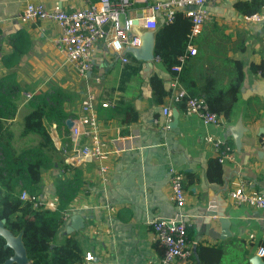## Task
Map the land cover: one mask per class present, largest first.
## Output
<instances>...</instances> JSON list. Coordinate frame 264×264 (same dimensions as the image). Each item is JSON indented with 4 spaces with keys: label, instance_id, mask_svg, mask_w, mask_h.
Instances as JSON below:
<instances>
[{
    "label": "crops",
    "instance_id": "1",
    "mask_svg": "<svg viewBox=\"0 0 264 264\" xmlns=\"http://www.w3.org/2000/svg\"><path fill=\"white\" fill-rule=\"evenodd\" d=\"M129 1L130 7L122 20L147 17L150 6L164 0ZM241 1L251 0L208 3V19L199 35L192 39L186 35L183 54H187L188 46L196 53L187 56L181 66L187 70V79L197 96L204 99L202 94L206 87L214 92H227L235 83L236 67L241 69L236 100L226 116L219 115L220 124L214 127L204 125L199 118L187 113L183 101L173 103L170 100L173 92L182 86L173 67L167 68L158 57H154L149 71L144 63L126 52L127 48L124 56L128 63L121 64L116 53L105 43L98 42L94 47L91 73L80 77L55 46L54 40L59 34L55 25L39 21L21 23L17 19L28 3L40 2L49 9H78L93 0H0V79L14 73L20 91L16 114L7 121L12 140L27 138L19 135L21 119L27 113L21 114V108L28 101L23 96L43 94L53 88L74 95L79 101L88 91L98 96L95 112L103 150L108 153L102 160L108 167L107 177L102 181L96 163L77 165L81 187L67 209L70 210L69 218L72 213L84 218L83 227L70 231L68 218L57 230L50 248L71 238L80 250L79 261L75 264H158L163 249L155 241L149 222L183 215L184 221L189 223L186 235L191 255L173 264H211L214 249L221 251L216 264H252L255 257L264 261V257L260 258L264 253L261 246L264 210L234 206L228 198V193L240 184L248 193L264 192V69L258 70L262 75L251 69L262 63L264 20L257 24L247 22V16L234 8ZM259 13L264 14V6L256 14ZM156 16L157 28L152 31L153 36L159 26L166 24L160 15ZM20 30L26 36L20 51L26 53L17 65L7 69L2 58L12 52L10 41ZM144 31L134 29L137 35ZM153 75L160 79L167 92L162 102L151 97L149 79ZM226 102L223 99V103ZM101 103L110 106L102 108ZM125 104H132L138 114L137 121L128 125L113 112L114 106ZM163 108L170 110V117L163 115ZM64 109L71 119L80 116L79 104L73 106L67 102ZM48 128L56 150L67 143V127V132L61 135L54 124ZM208 137L226 144L233 159L212 164L215 156ZM236 137L240 139L239 148ZM12 145L14 147L13 142ZM170 166L182 176L185 204L181 208L170 200ZM59 174L60 170L53 167L41 175L39 196L50 205L57 206L54 180ZM210 176L218 177L219 181L209 180ZM211 200H214V211L222 207L230 221L231 236L223 241L198 234L197 219L208 210ZM215 219L213 217L212 221ZM219 230L215 224L214 231L218 233ZM87 253L93 260L85 259Z\"/></svg>",
    "mask_w": 264,
    "mask_h": 264
},
{
    "label": "trees",
    "instance_id": "2",
    "mask_svg": "<svg viewBox=\"0 0 264 264\" xmlns=\"http://www.w3.org/2000/svg\"><path fill=\"white\" fill-rule=\"evenodd\" d=\"M94 2L96 0H93ZM264 0L241 1L234 8L243 16H250L261 11ZM190 31L187 18L177 14L170 24L159 26L155 34L154 56L171 69L179 65L178 56L182 55L186 46V35ZM26 36L23 31L16 32L10 41L12 52L2 58L5 68L17 65L20 57L26 51H20ZM132 62H136L132 60ZM137 63V62H136ZM255 73L264 69V64L251 67ZM236 80L227 92H214L206 87L204 97L211 112L226 116L241 82L240 66L236 67ZM178 83L189 97H200L195 94L191 81L187 79V70L180 67L175 73ZM14 73L0 79V220H5L4 227L14 236L21 235V240L29 260L28 264H75L79 261L80 250L77 243L69 238L58 246L50 248L56 237L57 230L65 223L62 219L63 212L70 207L80 187V171L72 169L70 179L60 175L56 180L55 195L57 206L54 210L33 209L31 203L21 201L19 195L27 192L30 196H39L41 192V175L56 165L59 170L66 169L58 151L47 130L54 124L57 130L67 132L66 120L70 114L66 113L64 104L73 100V96L64 93L59 88L52 91L32 96L26 102L28 111L21 119L20 137L35 136L36 143L28 148L16 151L12 145V135L8 131L7 121L12 120L16 114V102L20 96L19 87L14 80ZM151 97L162 102L167 95L161 86V81L156 76L149 79ZM223 99L227 100L226 104ZM113 112L121 116V122L130 124L137 121L138 114L132 104L114 106ZM63 131V132H61ZM212 164L217 165L214 159ZM63 176V177H61ZM209 180L219 181L218 177H208ZM187 233V230H186ZM5 241L0 237V263L13 256L10 248H5ZM264 248V240L261 242ZM214 251L211 264H216L221 251Z\"/></svg>",
    "mask_w": 264,
    "mask_h": 264
},
{
    "label": "built area",
    "instance_id": "3",
    "mask_svg": "<svg viewBox=\"0 0 264 264\" xmlns=\"http://www.w3.org/2000/svg\"><path fill=\"white\" fill-rule=\"evenodd\" d=\"M147 1V0H143ZM214 0H164L153 3L150 6V15L144 18H125L130 7L129 0H96L81 8H47L43 3H28L18 15L21 23L39 21L55 25L59 34L55 38L56 48L65 57V61L71 65L80 77H86L93 68L94 47L98 42L105 43L114 53L118 55L121 64L128 63L124 56L126 47L136 48L140 44L138 36L131 33L133 27L154 30L157 25V16L160 15L164 23L173 22L177 14L183 15L190 22L188 38L199 35L205 21L208 19L207 6ZM264 20V14H253L246 18L252 24ZM136 21V24H134ZM196 51L188 46L187 54L178 57L179 65L172 68L173 71L180 70L182 62L187 56L195 55ZM264 64V50L262 54ZM262 75L261 71H257ZM30 99V97H28ZM173 103L183 101L186 112L196 116L204 125L218 127L219 116L210 111L205 99L202 97H189L183 89H177L171 95ZM98 101L96 93L88 91L79 102L80 116L71 119L72 126L68 129L67 143L57 150L66 169L60 170V175L70 176L77 165L96 163L98 173L105 181L108 167L103 159L108 155L103 150L100 136V125L97 120L95 106ZM108 103H101L102 108H107ZM165 117H170V110L163 108ZM207 142L213 147L214 156L218 163L233 159L230 148L219 141H213L211 137ZM264 148V141L262 142ZM170 200L178 208L185 204V194L182 187V176L173 167L168 168ZM63 177V176H61ZM228 198L234 206H248L264 210V192L248 193L240 184L228 193ZM21 201L31 203L33 209L54 210L56 205L43 202L40 196H30L27 192L19 195ZM70 210L63 212L62 219L68 221ZM155 241L163 249V255L158 264H173L177 260H184L191 255L186 230L189 223L184 221L183 215L174 219H153L149 222ZM264 257V253L260 258ZM87 261L93 260L90 253L85 255Z\"/></svg>",
    "mask_w": 264,
    "mask_h": 264
},
{
    "label": "water",
    "instance_id": "4",
    "mask_svg": "<svg viewBox=\"0 0 264 264\" xmlns=\"http://www.w3.org/2000/svg\"><path fill=\"white\" fill-rule=\"evenodd\" d=\"M134 24H136V21H134ZM163 24V20H162ZM157 28V27H156ZM155 28V29H156ZM135 30H146L141 28L133 27L131 30V33L138 36L140 40V44L138 47H126L128 53L132 55V57L136 61H140L144 63V66L151 71L153 66V59H154V41L155 36L152 31L154 30H146L145 33H141L137 35ZM125 54V51H124ZM172 117L174 118L175 115L172 114ZM66 127L69 129L72 126L71 120H66L65 122ZM236 137V147L239 148V140ZM214 200H211L208 204V210L205 211L202 218L197 219V223L199 226L198 234L200 235H206L210 237L214 241H223L227 238H229L230 232L228 231L230 221L228 218L224 215V209L221 207L220 210L214 211ZM216 218L215 221H212V218ZM70 220V231H77L79 229H82L84 218L72 213V215L69 218ZM5 220H0V237L5 241V248H10L13 251V256L9 259L5 260L4 262L0 264H28L29 260L26 256V251L23 246L21 235L14 236L10 231L5 229L4 227ZM219 226V232L214 231V225ZM252 264H264V261L259 260V258L255 257L251 260Z\"/></svg>",
    "mask_w": 264,
    "mask_h": 264
},
{
    "label": "rangeland",
    "instance_id": "5",
    "mask_svg": "<svg viewBox=\"0 0 264 264\" xmlns=\"http://www.w3.org/2000/svg\"><path fill=\"white\" fill-rule=\"evenodd\" d=\"M121 19H122V17H120ZM69 90V89H68ZM68 90H66V91H68ZM83 91H85L86 92V88H85V86L83 87ZM68 92H70V91H68ZM84 92V93H85ZM72 93V92H71ZM31 96H33V94H31V95H28L27 97L25 96H23V98H24V100L25 101H27L28 100V97H31ZM74 98H73V100L72 101H70L69 103H71L73 106H74V103L78 106V104H79V98L77 99L76 98V96H73ZM21 103H23L24 104V102L22 101V99H21ZM21 111H22V113L21 114H24V113H26L27 111H28V108H27V106H26V103L23 105V107L21 108ZM20 126H21V124H20ZM48 131H49V134H50V136H51V133H50V131H51V129L50 128H48ZM55 140V139H54ZM36 141H37V138L36 137H34V136H30V137H27V138H25V139H22V140H20V141H18V140H12V142H13V144H14V148L16 149V151H20L21 149H25V148H28V147H31V146H33L35 143H36ZM58 156L60 157V155L58 154ZM61 158V157H60ZM57 166H59V165H56V166H54V168L55 169H57L58 167ZM60 168H58V170H59ZM55 172H56V170H55ZM45 177V176H44ZM50 177V176H49ZM52 177H55V176H52ZM55 179H57V178H55ZM55 182L57 181V180H54ZM43 184H41V186H42ZM43 188V187H42ZM41 190V189H40Z\"/></svg>",
    "mask_w": 264,
    "mask_h": 264
}]
</instances>
